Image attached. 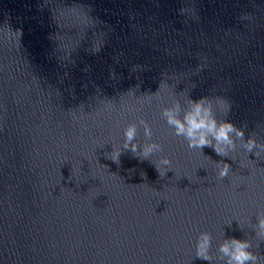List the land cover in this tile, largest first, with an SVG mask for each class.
Masks as SVG:
<instances>
[{
  "label": "water",
  "instance_id": "water-1",
  "mask_svg": "<svg viewBox=\"0 0 264 264\" xmlns=\"http://www.w3.org/2000/svg\"><path fill=\"white\" fill-rule=\"evenodd\" d=\"M204 97L226 155L165 115ZM259 218L264 0H0V264H264Z\"/></svg>",
  "mask_w": 264,
  "mask_h": 264
},
{
  "label": "clouds",
  "instance_id": "clouds-1",
  "mask_svg": "<svg viewBox=\"0 0 264 264\" xmlns=\"http://www.w3.org/2000/svg\"><path fill=\"white\" fill-rule=\"evenodd\" d=\"M194 109L192 113L185 115L184 121L175 119L171 112L166 110L165 115L169 117L168 122L177 128V134H185V125H187L186 136L189 138V147H199L203 149L205 146L215 147L218 155H226L227 153L221 147L220 143L232 146L234 144L232 140V134L243 138L245 136V130L237 128L230 120L218 121L212 111L211 103L208 102V98L204 97L199 100H193ZM207 133L212 135V138L217 142L216 145H212L211 140L208 139ZM135 129L130 128L126 135L129 140L134 136ZM200 133L199 135H197ZM127 146V145H126ZM249 153L253 152L256 147V141L252 137L247 140L246 143ZM135 151V146L132 148ZM120 153H114L112 159L114 162H118ZM147 155V151L145 153ZM164 164H170L171 161L165 159ZM160 171L159 167H157ZM230 166L225 164L220 171V177L223 178L228 175ZM162 175V173H161ZM258 227L261 232H264V218H259ZM211 246V235L208 232L200 233L197 241V257L201 259H210L209 248ZM250 245L245 240H237L235 238L225 241L221 245L220 251L228 257L227 264H256V257L249 251Z\"/></svg>",
  "mask_w": 264,
  "mask_h": 264
}]
</instances>
